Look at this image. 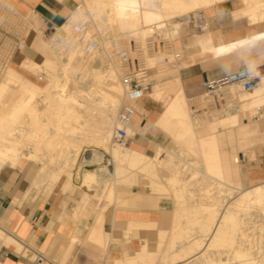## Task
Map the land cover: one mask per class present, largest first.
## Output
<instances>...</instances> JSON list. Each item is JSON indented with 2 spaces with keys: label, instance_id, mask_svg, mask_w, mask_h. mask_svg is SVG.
<instances>
[{
  "label": "bare ground",
  "instance_id": "bare-ground-1",
  "mask_svg": "<svg viewBox=\"0 0 264 264\" xmlns=\"http://www.w3.org/2000/svg\"><path fill=\"white\" fill-rule=\"evenodd\" d=\"M220 1L81 0L47 41L55 59L49 51L39 62L25 56L1 76L0 170L34 162L35 183L47 188L62 183L66 192L78 187L75 219L95 200L93 225L86 233L96 244L156 229V240H140L137 251L114 264H264V182L247 188L229 183L217 137L218 129L234 128L241 115L264 104V77L247 91L238 85L217 90L222 98L247 101L215 114L217 127L206 115L194 118L190 108L191 102H207V93L188 98L181 90L155 122L168 137L165 144L148 154L113 142L123 102L121 78L131 72L132 57L140 68L156 64L159 58L151 56V44L156 38L170 39L171 18ZM244 1L253 2L247 10L252 19L264 18V0ZM78 26H83L84 37L76 33ZM93 35L99 42L87 53L84 44ZM122 50L128 53L125 62L118 55ZM38 75L45 83L34 79ZM263 121L258 126L263 128ZM127 133H133L130 126ZM139 184L148 190L135 189ZM116 209L155 210L160 218L119 221L112 217ZM105 219L111 222L110 231L104 229ZM77 241L73 236L69 243Z\"/></svg>",
  "mask_w": 264,
  "mask_h": 264
},
{
  "label": "crops",
  "instance_id": "crops-1",
  "mask_svg": "<svg viewBox=\"0 0 264 264\" xmlns=\"http://www.w3.org/2000/svg\"><path fill=\"white\" fill-rule=\"evenodd\" d=\"M0 1L3 2L0 15L7 13L9 19L17 15L28 16V22L36 27V22H32L30 17L41 20L47 26H58L77 8L75 0ZM251 3L247 5L243 0H222L212 5L203 11L208 24L205 30L195 29L184 19L179 21L177 28V24H174L171 36L179 51L175 53L178 66L152 74L150 98L143 96L132 101V104L135 103V115L129 125L133 129L129 146L152 152L158 144L168 141L167 135L155 126V122L181 90L188 98L202 95L204 93L200 91L205 88L206 81L219 79L241 67L252 69L257 81L264 77V37L261 36V33L264 34V18H251L247 13ZM23 46L26 55L32 59L36 56L41 58L48 52L35 36H29ZM24 57L22 52L14 51L10 61L20 63ZM156 92H161L159 99L152 97ZM256 110L261 116L253 113L254 119L250 120L247 111L239 117V125L229 129L220 128L217 132L226 178L229 183L241 188L264 182V145L255 151L247 149L257 140L264 141V124L263 128L262 125L258 126L264 120V104L257 106ZM245 148L250 152V159L244 165L248 167L246 173L238 156L239 149ZM36 173L37 165L34 162L5 166L0 170V264H114L113 260H120L125 254L137 251L143 239L156 240V229H140L129 240L111 239L107 245L91 242L87 233L93 225L91 215L96 201L89 200L80 217L75 219L74 208L80 192L63 191L62 183L52 186L53 189L37 184ZM158 212L116 209L112 217L119 221H156L160 218ZM110 227V220L105 219L104 229L110 231ZM4 236L12 241L8 242ZM69 236H76L81 242L70 244Z\"/></svg>",
  "mask_w": 264,
  "mask_h": 264
},
{
  "label": "rangeland",
  "instance_id": "rangeland-1",
  "mask_svg": "<svg viewBox=\"0 0 264 264\" xmlns=\"http://www.w3.org/2000/svg\"><path fill=\"white\" fill-rule=\"evenodd\" d=\"M76 5L81 3V0H75ZM2 1H0V5H2ZM205 11V9H203ZM70 16V15H69ZM183 14L180 16H176L171 18L168 21L167 24V28L169 29L168 33L171 36V31L172 28L174 26V24H177L175 28H177L180 24V20L183 19ZM30 20L32 22H36L37 26H33L28 22V16L26 17H22L17 15L16 17H11V19H9L8 14L7 13H2L0 15V79L2 78L1 76L4 74L5 69L8 68V66L10 65H18L20 63H15L13 64L10 61V57L12 55V53L14 51H20L23 53V56H27L26 53L24 52V42L26 41V39L29 36H35L38 37L42 43L45 45V47L48 49L49 53V47L47 44L48 39H50V37L52 36V33L54 32L53 29H50V26H47L45 23H42L41 20L37 19V18H32L30 17ZM34 20V21H33ZM81 23V22H80ZM11 27V28H10ZM177 30V29H176ZM40 31V32H39ZM176 36V35H175ZM98 38L96 35L91 36L90 38V42L92 41H97ZM127 40V41H126ZM132 38L128 39H124V42L127 43L128 41L131 42ZM99 42V40H98ZM151 49L150 54L153 55L154 57L158 56V60L157 63L154 65H148V66H144L141 67L138 65V63L135 62L134 57H132V64L130 65L129 69L130 71H138V70H144L145 71V83L147 84V87L144 91V96L145 97H149V92L151 91V87H152V83L150 81V77L152 74L154 73H158L159 70L161 69H176L178 66V63L176 61L175 58V53L179 52L177 50V48L174 45V38L172 40V36L170 37L169 40H164L162 38H156L153 40V43L151 44ZM68 50V48H67ZM159 54V55H157ZM50 57L52 59H55V56L53 54L50 53ZM36 61H40L41 58L40 56H36L35 59ZM124 74V72H123ZM42 75H38V76H34V79L36 81H38L39 83H45L44 77H41ZM91 82H89L88 84H90ZM220 92L221 91H215L214 93H207L206 88L202 89L200 91V93H207V97L209 100H207V102L203 103H196V102H191V110L192 112H194L195 114L199 115H206V119H212L214 120V122H216V127L218 125V120L219 114H222L224 112V109L227 107H229L230 105H243L245 104L247 101L246 100H241V98L237 97V96H232L231 98H222L220 97ZM238 93H236L237 95ZM126 102L125 96H124V91H123V102L120 104L118 110L120 109L121 105ZM135 103H133L132 105L134 106ZM251 110L248 112V119L253 120V113H255L256 115L261 116L259 113H257L258 111L256 110V107L253 106L250 108ZM118 114V113H117ZM215 114H218L217 116H215ZM245 114V113H244ZM262 114H264V112H262ZM114 143H117L115 141V139H113ZM264 145V141L261 140H257L254 142V144L247 148L250 149V151H255L256 148H259L261 146ZM125 146H129V144L127 143ZM93 148V146H91ZM86 149V146H85ZM154 149V148H153ZM152 149V150H153ZM97 150H101L99 148H97ZM144 151V150H143ZM88 153H90V151H85L84 155H88ZM148 154H151V152H148ZM107 157L109 158V154H107ZM238 156L240 159V163L243 164V171L244 173L247 172L248 167L244 166L250 159V152L246 151L245 149H239L238 152ZM108 168L113 171V166L112 164L108 165ZM193 186V185H192ZM55 187V186H54ZM135 189L137 190H148L147 188H143L141 187V184L134 186ZM53 189V187L51 188ZM50 189V190H51ZM74 191L80 192L81 190L78 189V187H74ZM166 197V199H163V201H168L167 197L168 196H164ZM169 198V197H168ZM170 206V205H169Z\"/></svg>",
  "mask_w": 264,
  "mask_h": 264
},
{
  "label": "built area",
  "instance_id": "built-area-1",
  "mask_svg": "<svg viewBox=\"0 0 264 264\" xmlns=\"http://www.w3.org/2000/svg\"><path fill=\"white\" fill-rule=\"evenodd\" d=\"M79 4L77 5V7ZM185 23L193 26L197 30H205L207 28V20L204 15L203 10H195L189 12L183 16ZM50 29L55 30V25H51ZM76 33L79 36L84 37L83 26H78L76 28ZM86 52H90L91 49L96 48L97 41H88L85 44ZM121 61L125 62L128 58V53L126 50H122L119 54ZM177 58V56H175ZM122 84L124 86V96L126 102H124L116 117L117 127L115 128L114 139L118 144L126 145L130 136L127 133V127L132 123L133 117L135 115V110L133 109L132 101H137L144 96V91L147 87L145 83V71L138 70L132 72H125L122 75ZM256 84V75L252 69L248 67H241L238 70L229 73L216 80H208L204 83V87L207 93H214L215 91L221 89L222 87L228 85H238L242 91L250 90ZM194 113V112H193ZM194 118L196 114L194 113Z\"/></svg>",
  "mask_w": 264,
  "mask_h": 264
}]
</instances>
